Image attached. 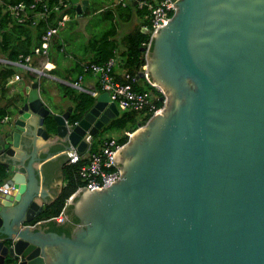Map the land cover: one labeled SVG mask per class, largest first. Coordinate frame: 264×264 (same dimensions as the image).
Masks as SVG:
<instances>
[{
	"label": "water",
	"instance_id": "95a60500",
	"mask_svg": "<svg viewBox=\"0 0 264 264\" xmlns=\"http://www.w3.org/2000/svg\"><path fill=\"white\" fill-rule=\"evenodd\" d=\"M67 1L78 17L89 3ZM174 4L145 57L165 107L115 151L120 178L75 190L59 222L34 220L37 163L82 152L118 109L99 92L71 124L70 107L53 113L41 101L37 78L25 87L0 128L14 192L0 188V264H264V0Z\"/></svg>",
	"mask_w": 264,
	"mask_h": 264
},
{
	"label": "trees",
	"instance_id": "16d2710c",
	"mask_svg": "<svg viewBox=\"0 0 264 264\" xmlns=\"http://www.w3.org/2000/svg\"><path fill=\"white\" fill-rule=\"evenodd\" d=\"M17 1L27 3L32 0H0V52L6 53V56L10 60H16L18 54H32L33 48L39 45L40 35L44 29L47 26L55 25L52 18H49L47 21L40 20L35 25L29 23H16L14 20L10 19L5 11H3V8L5 5ZM64 12L69 14L70 19L67 22V26L68 29H70L72 27L70 25L76 23V19H74L76 13L70 7ZM132 12L141 17L146 14L147 11L144 8H137L136 5H132V1L129 2V5L122 7L119 2L114 3V0H89V3L82 14L92 13L98 15L100 19V22L95 23L93 28H90L89 37L83 46L84 52L90 53L91 56L85 63L72 61L71 64L63 69V78L72 83L76 82L77 78H79L84 71H88L85 66L90 63H101L105 61L108 57L113 55L118 46L120 47L119 54L121 56V63L117 70L128 73L131 77L138 76L140 67L145 63L143 51L141 50V43L145 42L148 38V34L142 32L140 26L147 24V20L143 19L128 32L116 37L119 22H126L129 20ZM51 15L56 16V13L55 15L54 13H51ZM58 16L59 15H57V17ZM62 41L63 39L61 35H53L48 48L50 53H48L52 54V51L58 53L63 45ZM49 54L48 59L50 60ZM11 73V70H7L5 74L9 75ZM52 73H56V70L53 69ZM114 74L115 77L122 82L129 81L120 77L115 71ZM131 85L132 88L137 91H151L156 95L153 100L155 105H161L162 102L158 99L161 93L156 90L154 86L148 84L142 77L134 79V81L131 82ZM56 87L71 103V110L67 118V121L70 123L79 120L94 102V97L85 91L77 90L60 82H56ZM8 114L11 115L12 112L0 108V117ZM138 115V111L118 109V114L109 119L94 136V141L91 143L89 149H96V144L99 142L98 137L102 133L118 132L129 129L133 130L137 127L139 122H144L148 119V115L140 116L139 118ZM46 122L52 123L51 116L47 117ZM125 141L126 137L124 135L117 137L118 144L124 143ZM83 162L84 160H79L75 163L64 164L62 168V174L65 180L64 185L58 195L51 202L43 205L42 210L35 216V221L52 220L63 211L66 200L76 188L81 185L77 170ZM7 176L6 169L4 170V167L0 165V181ZM10 261H12V259L6 257L3 264Z\"/></svg>",
	"mask_w": 264,
	"mask_h": 264
},
{
	"label": "built area",
	"instance_id": "2783aa9c",
	"mask_svg": "<svg viewBox=\"0 0 264 264\" xmlns=\"http://www.w3.org/2000/svg\"><path fill=\"white\" fill-rule=\"evenodd\" d=\"M176 1L177 0H136L134 5H136L137 8H144L147 11L143 16V19L147 20V24L140 26V30H147L145 33L148 34L147 40L141 43V50L143 51L144 59L148 54L153 34L169 20L170 16L176 9L174 4ZM118 2L122 6H125L130 0H118ZM68 7L69 2L67 0H32L27 3L17 1L4 6L3 11H5L10 19L14 20L16 23H29L35 25L38 21H47L49 18H52L55 22V25L47 26L44 29L40 35L39 45L32 50V54L42 60L41 65L39 67L30 66L32 54H18L17 59L14 60L15 64L23 66L37 75H44L51 69L52 65L47 61L49 43L51 37L57 34L59 27L67 20L68 15L64 11ZM51 13H54V15L56 13V16H52ZM57 15L59 16L57 17ZM120 63V54L114 52L113 55L108 57L105 61L101 63H90L85 66V68L97 75L100 83V91L107 93L110 101L115 104L117 109L138 111V118L145 115H148L149 118L152 114L160 111L165 104L163 92L156 89L161 93L158 99L162 102L160 106H156L153 102L156 96L155 94L151 91H137L132 88L131 82L134 81V79L141 77H131L125 72H122L120 77L129 81L122 82L115 77L113 71L114 67ZM142 66L144 67L142 78L148 84L154 86V83L146 75L145 63ZM15 77L17 78L16 75ZM72 86L79 88L77 82H73ZM94 94L96 93H93V95ZM6 117L7 116L2 117L0 121L5 120ZM144 122H139L136 128ZM76 123L77 121L71 122V124ZM133 131L134 129L121 130L118 132H104L98 137L99 142L96 144V149L94 150H90L89 147L94 141V136L99 131L95 135L86 133L84 137L86 143L85 149L82 152H79L73 148L72 153L68 152L67 154L68 163H75L79 160H84L77 170L81 185H79L76 190H79L80 188H85L89 191L102 189L120 178V172L114 165L113 156L117 149L123 147ZM121 135L126 137V141L118 144L117 137ZM4 185V183L3 185H0V188L3 192H6L8 186L5 185V187ZM19 262L20 260L17 257L6 264H19Z\"/></svg>",
	"mask_w": 264,
	"mask_h": 264
},
{
	"label": "crops",
	"instance_id": "0c3cea01",
	"mask_svg": "<svg viewBox=\"0 0 264 264\" xmlns=\"http://www.w3.org/2000/svg\"><path fill=\"white\" fill-rule=\"evenodd\" d=\"M118 2V0H117ZM114 1V3H117ZM126 5H129V2L126 3ZM125 5V6H126ZM134 5V4H132ZM122 6V5H121ZM124 7V6H122ZM66 21H64L63 25L59 27L57 35H61V32L64 27L67 26V22L69 21L70 17L69 14ZM83 16V14H82ZM137 16L135 13L132 12L129 20L132 17ZM144 16V15H143ZM143 16H137L141 18V21L143 20ZM77 15H74V19H77ZM80 17V16H79ZM127 20L126 22H128ZM140 21V22H141ZM126 22H119L118 27L121 23ZM139 22V23H140ZM136 21L132 23L131 27L121 33L124 34L128 32L130 29H132L137 24ZM70 28V33L72 32ZM118 32V28H117ZM88 36L84 40V44L86 43L89 32L86 33ZM85 34V35H86ZM117 35V34H116ZM120 35V36H121ZM62 47L58 53L51 52L50 60L47 56V61L51 63L52 67L51 70L45 73L44 75H37L34 72L30 71L29 69L17 65L14 63V60L8 59L6 56V53L0 52V108H3L9 112H12L11 115H5L7 116L5 120L0 121V128L2 126H5L8 124L9 119H12V117L16 114V110L21 104L23 96H25V87L31 84L33 78H37L38 82V95L41 99V101L53 112V113H62L67 110V108H71V103L64 97L63 94L60 93V91L56 87V82L63 83L65 85H68L72 88H75L77 90L85 91L93 96V93H99L100 91V83L98 81L97 75L90 70L84 71L82 75H80L79 78H77V84L79 88H76L72 86V82H69L63 78V69L72 63V61H78L80 63H85L89 60L91 54L88 52H84V44L80 47V52H68L65 48L67 44V38H62ZM73 43H70L69 45L72 46ZM120 50V49H119ZM116 54H119V51L116 49ZM42 60L38 58L37 56L32 54L30 66L32 67H39L41 65ZM120 65V64H119ZM116 65L114 67V71L120 76L122 74V71L117 70L118 66ZM56 70V73H52V70ZM7 70H11L12 73L9 75H6L5 73ZM17 76V78L15 77ZM99 90V91H98ZM35 116V115H33ZM4 117V116H3ZM37 117V116H36ZM2 117H0L1 119ZM27 122V119L25 120ZM34 136L42 139L39 135L34 134ZM21 138V137H20ZM53 137H49L47 139H42L43 141H47ZM2 145V137L0 136V147ZM15 147L13 158L20 159L22 158L24 151L20 148ZM73 150V148H71ZM68 152H70L69 149H62L60 151H57L50 156L42 159L39 161L36 165L37 175H38V192L37 195H39L43 201V205L46 203L51 202L60 192L62 186L64 185V178L62 174V168L64 164H68ZM5 155L3 151L0 148V156ZM3 162H7L5 160L0 159V165L4 167L2 164ZM9 163V162H7ZM22 166V165H19ZM23 167V166H22ZM6 168L4 167V170ZM25 175L27 172V169L24 167ZM9 174V172H7ZM5 179L0 181V185H3ZM5 186V185H4ZM3 186V187H4ZM6 187V186H5ZM10 193H14L9 187H7V191ZM68 200V199H67ZM67 200L65 204L67 203ZM42 205V206H43ZM62 213V212H61ZM55 219V218H54ZM45 222L46 220H42ZM42 222V223H43Z\"/></svg>",
	"mask_w": 264,
	"mask_h": 264
},
{
	"label": "rangeland",
	"instance_id": "374dc122",
	"mask_svg": "<svg viewBox=\"0 0 264 264\" xmlns=\"http://www.w3.org/2000/svg\"><path fill=\"white\" fill-rule=\"evenodd\" d=\"M139 23L141 21L140 17H132L128 22L126 23H121L118 27V32L116 37H119L121 33L127 31L133 22ZM100 22L99 16L95 14H84L83 16L81 15L80 17H77L76 23H73L71 28V33L69 32L70 29H68V26L64 27L62 32H61V37L62 38H67V44L65 46L66 50L68 52H80V47L83 46L85 38L88 36L86 33L90 32V28H93L95 23ZM104 24V23H103ZM86 34V35H85ZM73 43L72 46L69 44ZM118 51H120V47L118 46L116 48ZM160 90V89H159ZM161 91V90H160ZM165 107V104H164ZM57 222L62 220L61 213L57 216L54 217Z\"/></svg>",
	"mask_w": 264,
	"mask_h": 264
}]
</instances>
